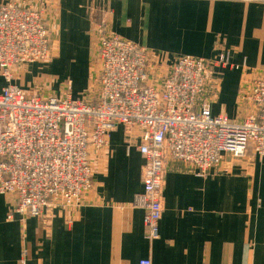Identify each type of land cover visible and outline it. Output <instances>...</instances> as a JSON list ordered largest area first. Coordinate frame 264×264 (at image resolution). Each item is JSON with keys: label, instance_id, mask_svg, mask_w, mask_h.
<instances>
[{"label": "crops", "instance_id": "obj_1", "mask_svg": "<svg viewBox=\"0 0 264 264\" xmlns=\"http://www.w3.org/2000/svg\"><path fill=\"white\" fill-rule=\"evenodd\" d=\"M21 1L42 11L53 40L49 60L14 68L12 84L28 95L69 90L91 101L98 45L113 34L157 54L161 74L185 55H227L229 64L211 68L197 107L208 103L213 115L235 121L255 110L240 95L264 74V0ZM6 85L0 73V93ZM110 133L91 149L93 187L80 205L54 202L43 219H10L15 197L0 194V264H264V156L252 148L226 155L202 175L170 158L160 236L149 241L145 211L135 205L144 191L139 130L131 139L121 124Z\"/></svg>", "mask_w": 264, "mask_h": 264}, {"label": "built area", "instance_id": "obj_2", "mask_svg": "<svg viewBox=\"0 0 264 264\" xmlns=\"http://www.w3.org/2000/svg\"><path fill=\"white\" fill-rule=\"evenodd\" d=\"M52 43L41 11L21 0L0 4V73L7 81L0 93V194L15 197L10 219L16 213L43 219L54 202L80 205L93 187L91 149L103 148L120 124L130 139L139 130L144 191L135 205L145 211L149 241L160 236L170 158L202 175L226 155L241 158L252 148L264 156V74L240 95L255 110L235 121L213 115L208 103L197 107L211 68L229 64L227 55L217 61L185 55L161 74L157 54L104 34L101 70L93 77L99 91L91 101L75 100L69 90L61 97L28 95L12 84L15 67L51 58Z\"/></svg>", "mask_w": 264, "mask_h": 264}, {"label": "rangeland", "instance_id": "obj_3", "mask_svg": "<svg viewBox=\"0 0 264 264\" xmlns=\"http://www.w3.org/2000/svg\"><path fill=\"white\" fill-rule=\"evenodd\" d=\"M8 1V0H7ZM7 1H5V2H7ZM5 2H2V3H5ZM2 3H0V4H2ZM36 9V8H35ZM37 10H39V11H41L40 9H37ZM42 12V11H41ZM43 14V13H42ZM44 16V15H43ZM45 18V17H44ZM46 21V20H45ZM47 23V22H46ZM48 25V24H47ZM49 27V26H48ZM50 28V27H49ZM50 30H51V28H50ZM51 32H52V30H51ZM93 96V95H92ZM93 99V97L91 98V100Z\"/></svg>", "mask_w": 264, "mask_h": 264}, {"label": "bare ground", "instance_id": "obj_4", "mask_svg": "<svg viewBox=\"0 0 264 264\" xmlns=\"http://www.w3.org/2000/svg\"><path fill=\"white\" fill-rule=\"evenodd\" d=\"M113 35V34H112ZM147 48V47H146ZM101 64V63H100ZM97 74V73H96ZM15 76H16V74H15ZM95 88V87H94ZM97 88V87H96ZM95 91V90H94ZM97 91V90H96ZM91 98H92V96H91ZM86 100V99H85ZM123 128V127H122ZM111 134V133H110Z\"/></svg>", "mask_w": 264, "mask_h": 264}]
</instances>
